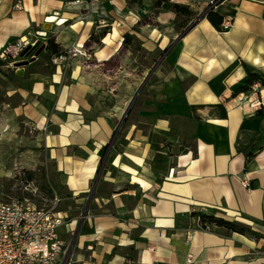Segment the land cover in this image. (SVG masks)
<instances>
[{
  "label": "crops",
  "instance_id": "1",
  "mask_svg": "<svg viewBox=\"0 0 264 264\" xmlns=\"http://www.w3.org/2000/svg\"><path fill=\"white\" fill-rule=\"evenodd\" d=\"M75 1L0 0V51L43 30L63 52L84 46L92 60L108 62L126 54L130 33L146 49L168 46L171 76L192 81L183 93L188 118L153 115L123 128L89 202L113 123L89 115L91 88L76 63L83 58H72L66 72L47 63L37 69L48 40L30 57L14 112L46 131L49 159L75 208L86 213L70 264H264V115L257 113L262 106L241 99L255 83L264 90V1L224 0L215 11L234 18L231 29L204 17L180 39L176 12L155 8L156 0ZM171 1L197 14L211 2ZM250 72L261 79L238 91ZM193 212H216L261 237L204 228Z\"/></svg>",
  "mask_w": 264,
  "mask_h": 264
},
{
  "label": "rangeland",
  "instance_id": "2",
  "mask_svg": "<svg viewBox=\"0 0 264 264\" xmlns=\"http://www.w3.org/2000/svg\"><path fill=\"white\" fill-rule=\"evenodd\" d=\"M75 3L83 2L75 1ZM183 25L184 18L178 17L176 20L178 35L183 31ZM51 37L52 35H48L41 39L35 50L27 57L30 58L31 54L42 51L43 47L40 44ZM84 48L87 56H79L83 59L76 63L82 65L83 79L91 88L89 115H106L111 119L115 130L128 104L142 86L149 72L156 66L135 99L118 135L125 126L143 122L145 118L153 115L174 120L188 118V103L184 100L183 93L192 78L185 76L181 79L171 76L168 66L170 53L164 56L168 46L158 50H149L137 40L132 45L124 46L125 55L108 62L92 60L89 49ZM26 58L17 64L5 62L6 64L0 66V201L27 199L39 207L53 208L60 212L65 217L66 223L58 231L66 245L57 264L64 262L70 264L78 238L77 232L82 230V225L79 227V224L84 210L80 212L81 210L75 208L74 200L62 184L55 164L49 159L43 146L46 131L36 129L26 117L14 112L15 106L22 102L20 91L24 84L23 76L26 66L30 64ZM26 62L29 63L26 64ZM72 62L71 59L68 64L62 66L63 72L71 68ZM44 63L48 64L49 69L57 66L48 60L47 52L41 54L39 62L36 63L37 69H40V65ZM20 68L21 72H19ZM29 170L35 173L33 180L28 179L27 171ZM43 170H46L48 179L57 186L58 192H55L54 197L49 195L44 185ZM55 197L60 199L57 204L54 203ZM73 212L78 213V221H71Z\"/></svg>",
  "mask_w": 264,
  "mask_h": 264
},
{
  "label": "built area",
  "instance_id": "3",
  "mask_svg": "<svg viewBox=\"0 0 264 264\" xmlns=\"http://www.w3.org/2000/svg\"><path fill=\"white\" fill-rule=\"evenodd\" d=\"M211 3L213 7L217 6V2ZM233 25L232 16H226L221 24L223 30H229ZM44 37H47L46 31H28L10 41L0 51V58L8 64L24 61ZM77 56H87L84 46L76 45L67 52L53 55L51 62L65 66ZM244 97L253 107L264 104L263 89H260L259 83L253 84L251 92ZM243 184L249 186L248 176L243 179ZM54 199L55 204L60 201L58 197ZM65 223V217L60 212L53 208L39 207L27 199L0 201V264H57L66 245L58 230Z\"/></svg>",
  "mask_w": 264,
  "mask_h": 264
},
{
  "label": "trees",
  "instance_id": "4",
  "mask_svg": "<svg viewBox=\"0 0 264 264\" xmlns=\"http://www.w3.org/2000/svg\"><path fill=\"white\" fill-rule=\"evenodd\" d=\"M132 2H140V0H131ZM214 2H217V5L222 3L224 0H213ZM154 7L155 8H160V7H167L171 8L173 11L176 12L177 17H183L184 18V25L182 27L183 31L180 33L182 34L185 29L189 26L191 22H193L196 18H198V14L193 11L188 5L182 4V3H177L173 2L171 0H156L154 2ZM217 29L221 31L223 30L221 24L223 22L224 17L217 11H215V7L210 4L207 7L206 10V16H205ZM134 41H137V38L134 34L127 33L125 35V40H124V45L129 46L132 45ZM63 53L61 51V47L58 43H56L55 38L51 37L48 39V45H47V57H50L53 54H59ZM6 61L0 58V66L6 64ZM261 77L258 74L255 73H249V78L246 82V85L239 88L238 91H246L249 89V86L256 81L260 80ZM257 113L259 115H264V106H262L260 109H258ZM110 144V143H109ZM109 144L104 146L101 149V156H102V162L103 159L107 153V150L109 148ZM101 162V165H102ZM101 168V167H100ZM99 168V170H100ZM28 174V179L33 180L35 173L31 170L27 171ZM42 177L44 179V185L46 186L48 193L51 197H54L55 192H58L57 186L47 177V172L46 170H43L42 172ZM193 215H199L200 216V222L201 225L204 228L213 229L216 231L220 232V229H223L221 232L224 234H230L231 232H239L242 234H249L252 237L259 238L261 235L254 231L251 226L244 224L239 221H230L226 220L222 217H219L216 215V212H211V213H204V212H193Z\"/></svg>",
  "mask_w": 264,
  "mask_h": 264
},
{
  "label": "water",
  "instance_id": "5",
  "mask_svg": "<svg viewBox=\"0 0 264 264\" xmlns=\"http://www.w3.org/2000/svg\"><path fill=\"white\" fill-rule=\"evenodd\" d=\"M205 16H206V11L203 12V13H201V14L198 16V18H196L193 22H191V23L189 24V26L185 29V31L177 37V39H180L183 35H185V33H186L188 30H190L193 26H195V25L199 22V20H201V19L204 18ZM169 49H170V48H168L167 51H168ZM164 56H165V55H164ZM27 63H28V62H26V64H27ZM155 69H156V66H155V67L149 72V74H148V76L145 78V80H144L142 86L138 89L136 95L134 96V98H133V99L130 101V103L128 104L127 109H126V111H125V114H124L122 120L120 121L118 127L116 128V130H115V132H114L113 138H112V140H111V142H110V144H109V148H108V150H107V153H106V155H105V157H104V159H103V162H102L101 168H100V170H99V176L97 177V179H96V181H95V184H94V187H93V189H92V192H91V194H90L89 202L92 200V198H93V196H94V192H95V190H96V186H97V184H98V181H99V178H100V175H101V171H102V169H103V167H104V165H105V163H106V161H107V159H108V157H109V154H110L111 148L113 147V144H114V142H115V140H116V137H117V135H118V133H119V130H120V128H121V125H122V123L126 120L128 114H129V112H130V109H131V107H132V105H133L135 99H136L137 96L139 95V93H140V91H141L143 85L145 84V82H146L147 79L151 76V74L154 72ZM85 215H86V213L84 212V213L82 214L81 221H82V219H84ZM65 263H66V262H64L63 264H65Z\"/></svg>",
  "mask_w": 264,
  "mask_h": 264
},
{
  "label": "bare ground",
  "instance_id": "6",
  "mask_svg": "<svg viewBox=\"0 0 264 264\" xmlns=\"http://www.w3.org/2000/svg\"><path fill=\"white\" fill-rule=\"evenodd\" d=\"M57 19H58V18H51L50 21L52 22V21L57 20ZM65 21H66V20H64V19H60V20H58V22L61 23V24L64 23ZM21 71H22V69L20 68V69H19V72H21ZM263 98H264V90H263ZM241 99H243V97H242Z\"/></svg>",
  "mask_w": 264,
  "mask_h": 264
}]
</instances>
